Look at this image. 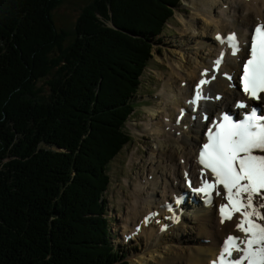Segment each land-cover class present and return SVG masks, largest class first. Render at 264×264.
I'll use <instances>...</instances> for the list:
<instances>
[{"label": "trees", "instance_id": "1", "mask_svg": "<svg viewBox=\"0 0 264 264\" xmlns=\"http://www.w3.org/2000/svg\"><path fill=\"white\" fill-rule=\"evenodd\" d=\"M62 1L0 0V264H79L74 253L82 244L84 264H129L105 240V168L124 145L113 131L136 104L151 38L165 34L179 0H98L66 41L53 94L39 104L33 79L42 75L44 46L57 41L51 12Z\"/></svg>", "mask_w": 264, "mask_h": 264}, {"label": "bare ground", "instance_id": "2", "mask_svg": "<svg viewBox=\"0 0 264 264\" xmlns=\"http://www.w3.org/2000/svg\"><path fill=\"white\" fill-rule=\"evenodd\" d=\"M235 1L237 5H240L239 0ZM220 4L222 5L223 11H228L233 15L226 19L224 26L220 28L219 35H227L234 32L241 36L242 39L246 36L250 37V28L256 25L257 22H264V1L261 3L249 1L248 3H242L237 8H233L234 0H218L217 3H215L214 0H209V2L207 0H196L197 8L194 3L191 4L193 8H196L195 14L191 15L193 18L190 16L188 17L187 21L189 25L181 27L182 30H190V32L192 31L194 33L203 32L202 30L205 29V27L203 24L198 23L200 18L205 19L208 23L212 22L214 26L218 28L221 22ZM206 5L208 6L205 10ZM216 37L217 36L213 37L210 33H207L205 41H199V45L204 43L205 46L199 49L198 53H194L191 58L190 54L179 52L181 55H179L178 58L176 57V60L170 62V70H168V73L165 76H161L163 82L162 86L155 92V97L157 99L152 100L155 101V103L146 106H153V108L148 112L145 107L147 118H143L135 123L137 126L141 124L142 128H137V130L142 132L145 138H152V140H149L150 143L151 141H154L155 143L154 146L151 145L149 158L143 162L139 159L137 162L138 172L141 176L152 167L151 162H153L154 167H152L151 171L146 175V182H143V192L139 193V196L138 193L135 194V199H151V210L154 209L156 211L157 206L164 203L167 196H173L174 193L183 189V170L189 167V169L193 171L197 167L193 158L201 148L202 141L204 140L203 134L208 128L213 126L214 122H218L225 114L230 115L234 120L239 121L244 115L251 111L250 106L247 109V113H245L244 110H241L239 114H236L234 111L228 110L222 115L223 109H226L225 104H227L230 98H243L240 93L237 95L235 94L237 93L236 90L229 88L230 85L239 84L238 71L241 68L240 64L235 65L236 58H232L228 55L226 61L221 65L224 70H219L212 74L210 64L216 60L218 51L220 50V53H223V50L225 49L230 51L224 45L220 44ZM196 43L194 40H188V44L192 45L189 46L190 49H194L198 44ZM246 49V45L241 47V50ZM201 55L207 57V61H199ZM192 61L198 65L195 69H193L194 64H192V66L190 65ZM206 70L209 74L206 76L202 75ZM228 72H230L233 81L223 77L224 75H227ZM163 73V70H161L160 75ZM199 73H201L200 76ZM213 75H215L216 79H211V83L203 85V88L206 86L208 90H221L224 92V96L219 102H207L204 106L206 109H209L207 115L201 116L202 123L200 120H196L197 122H195L193 116L190 114L192 103H190L188 95L195 90V85L199 82L200 78H211ZM182 81H185L186 83L183 87L180 85V82ZM219 92L220 91H216L214 94L217 95ZM261 95V100L264 101V94ZM160 100L164 104L162 109L166 113V116L171 118V120L166 122L162 120L163 127L161 126V121L155 116L158 111H161V107L156 105ZM201 102H204V100ZM219 106L220 110L212 112L213 107ZM153 111L154 113L152 114ZM204 117H207V119H204ZM155 131H158L160 134H158V132L155 134ZM160 138H163L165 143H163ZM159 150L161 152H159ZM159 154L160 157L158 158ZM183 159L185 160L184 163H182ZM118 170L120 174L123 171V169L119 167ZM149 174H152L153 177L149 176ZM198 180L199 178L196 179V181ZM125 181L129 182L127 180ZM140 182V179H138L137 182H134L135 188H139L138 184H140ZM150 184H152V188L149 189ZM106 186L107 184L104 188H106ZM104 188H102L100 193L104 191ZM105 195H108L107 190H105ZM116 197L117 196H115V198ZM105 199L111 198L106 196ZM156 199H158V204ZM173 203L176 205L175 195L173 196ZM214 204L215 203L212 205ZM116 207L117 206L115 205V208ZM116 209L120 214L118 208ZM183 212L185 214L182 223L170 226L169 230L166 232L159 231L162 219L166 218V216H160L159 214L154 216L153 219L158 226L153 224L149 227H143L139 235L146 236L142 240H145L150 244L153 241L157 246H162V244L165 243L164 240L169 236L182 243L191 240L195 243V247H198L197 251H195V256L193 253L194 250H188L187 247H182L177 250L175 246L172 245L168 248L166 253L164 252V259L156 264H186L188 262L190 264H206L211 261L212 257L214 259V256L212 255H214V252L219 248L222 234H219V231L217 230V219L207 213L212 212V209L204 208L200 211L196 210V212H194L196 214L193 215H190L192 212L187 213V210L184 209ZM126 214L122 213L121 216H125ZM128 217H130V214L126 216V219H128ZM188 219H191V221L194 222V225L189 227L191 229V235L187 236L188 231H186L184 234L182 233L183 237L180 238L178 237V231L181 226H185ZM137 222L133 224V229ZM118 235L119 237H123L121 233ZM119 237H117V241H121V238L119 239ZM158 238L162 240V243L157 242ZM206 240H209L210 242L207 243ZM135 247H138V245L134 246L132 249ZM188 251L193 259L188 256ZM116 254L121 262L132 263L133 257L129 258L123 253L117 251Z\"/></svg>", "mask_w": 264, "mask_h": 264}, {"label": "snow or ice", "instance_id": "3", "mask_svg": "<svg viewBox=\"0 0 264 264\" xmlns=\"http://www.w3.org/2000/svg\"><path fill=\"white\" fill-rule=\"evenodd\" d=\"M216 39L233 56L239 54L241 45L236 33L217 35ZM245 45L247 55L241 65L240 88L249 100L259 102L264 94V23L254 27ZM223 60L222 53L214 61L213 72L220 70ZM207 74L206 70L202 75ZM211 79H216L215 75ZM210 82L209 79L199 81L192 104L205 98L202 86ZM237 107L246 109L248 105L240 102ZM198 163L202 166L201 186L194 191L204 194L211 203L213 191L219 195L218 186H222L227 203L219 206L220 222L223 224L239 214L236 229L246 237L229 235L213 264H264V113L254 106L239 121L223 115L207 129ZM205 170L210 171L211 181L205 178ZM188 183L191 186V181ZM234 252L240 255L234 258Z\"/></svg>", "mask_w": 264, "mask_h": 264}, {"label": "rangeland", "instance_id": "4", "mask_svg": "<svg viewBox=\"0 0 264 264\" xmlns=\"http://www.w3.org/2000/svg\"><path fill=\"white\" fill-rule=\"evenodd\" d=\"M97 1L98 0H63L60 4H56L53 6L51 15L52 18L55 21V26L57 27L56 29V34L55 38L57 41L51 43L49 50L47 49V46H44V51L43 54L40 58V65H41V71H43L41 74L42 75H37L35 76V78L33 79V86H32V97L35 98V102L41 104V100H48L52 94V88L54 86V82L52 80H55L58 78V74L61 72L62 68L61 66L63 65V62L65 59H67L68 57V53L65 47V43L66 41H68L71 37V34L75 33L77 24L79 22H81V19L83 17H81L85 12V10L90 9L91 13L93 14L95 11V5L97 6ZM209 1V0H208ZM145 0H142L140 2V5L142 3H145ZM215 3L218 2V0H214ZM195 4L196 6V0H179V3L176 5V7L174 6H170V8L172 9V12H174V17L170 20V24L172 25H168L169 29H170V36H163L162 38H160L158 40V37L155 38L154 36L151 38L152 41L154 42V46H153V51H152V58L147 62V66H144V76L142 77V86L140 89H143V91L141 92L138 91L136 100L137 101H144L147 98V101H149V103L146 104H142V115L138 116L137 115V111L141 108H136V114L134 115V117L132 118V120L130 121V127H128L129 130H131L133 132V141L132 144L130 145V149L129 150H133V156L131 161L129 162L131 164V167L129 164H127V168H126V174L124 176V178H127L129 181L131 179V177L134 175L135 173V160L138 162V160L140 159L141 154L143 153V149H144V145L147 142V147L149 149H151V145L154 146V141H151V143L149 142V140H152V138H145V136H143L142 132H139V130H137V128H142V125L139 124L138 126L135 124L137 123L139 120L141 119H146L147 115H146V111H145V107L149 104H153L155 103V101H152L153 99H157L155 96V92L157 91V85H159V83L162 82L161 76H165L168 73V70H170V67H168V65H170L171 61H174L178 58L179 55H181L179 52L182 53H187L190 54V58L193 56L194 53H198L199 49L203 48L205 45L200 44L199 45V41L203 40L205 41V36L207 33L210 32V29H204L202 30L203 32H197V33H192L190 34L189 31H184L182 30L181 27L183 26H188V17L190 16L191 18H193L191 15L195 14V10L197 8H193L191 6V4ZM234 5H236V1L234 0ZM167 6V5H166ZM210 6V3H209ZM191 7V8H190ZM206 10V7H205ZM220 15L223 18H227V16L229 15L228 11H223L222 9V5L220 4ZM98 17L100 19H102V17L100 15H98ZM190 19V18H189ZM103 21H105V19H102ZM183 21V22H182ZM180 22V23H179ZM199 24H206L207 25V21L203 18L199 19ZM106 24L109 27H114L113 21L111 19L106 20ZM122 32V29H118L115 34L118 36L119 33ZM192 32V31H191ZM202 33V34H201ZM195 39H193V38ZM188 40H194L195 43L197 41V46L194 49H190L189 46H192L190 44H188ZM121 43L119 45L116 46L115 49H117V47H120ZM59 51V53L56 54V51ZM125 53V52H124ZM175 56V57H174ZM177 57V58H176ZM199 61L205 62L207 61V57H205L204 55H201ZM127 60V59H126ZM129 61V60H127ZM195 61V60H194ZM192 61L191 62V66L193 65V69H195L198 65L195 64V62ZM198 63V62H196ZM142 64V63H141ZM158 65V66H156ZM143 66V64H142ZM142 66H140L139 68L142 69ZM116 70V68H115ZM161 70H163V74L160 75ZM145 82V83H143ZM31 83V82H30ZM30 83H28L27 85H30ZM143 85L145 86V88H143ZM146 89V90H144ZM147 89H153V92L150 93L147 92ZM97 90H99V85L96 86V88L90 89V93L88 98V101H92L93 100V96L94 93H92L93 91L97 92ZM101 99V98H100ZM87 102V100L85 101ZM136 102V101H135ZM99 102H98V106H99ZM153 108V106H148L146 107V109L148 110V112H150V110ZM115 111V110H113ZM86 113V111L84 112ZM87 115H89L88 113H86ZM130 114V112H129ZM91 118L88 120V122H91L93 120L92 115H90ZM113 116V115H112ZM96 124V123H95ZM123 125V124H122ZM118 127L113 131L114 133V137L116 138L117 136L119 137V135H121L122 141L121 144L126 145L127 142L125 141V139L123 138V135L125 137V134L123 133V130L121 128V123L119 125H117ZM135 128V131H134ZM42 146L45 149H50L52 151H62L65 154H70L72 155L70 152V148L66 149H59L57 146L55 145H47V144H42ZM123 146V145H122ZM127 150V149H125ZM83 154H85V150H83ZM16 152V150H15ZM93 152V150H92ZM91 152V153H92ZM75 153H73L74 156ZM114 154H116V152H114ZM94 155V153H93ZM92 155V156H93ZM72 156V157H73ZM83 160L85 161V157L83 158ZM86 163V162H85ZM85 163L81 161L77 162V164H81L82 166L85 165ZM134 163V164H133ZM113 160H110L106 163V171H111V177L113 179V175L115 176H121L120 173L118 174V171H116L117 167L116 164ZM118 166L119 168H122L124 170L125 164L124 162L121 160L118 162ZM79 173V170H77L73 175L76 176ZM116 177V178H117ZM123 182V185L125 184V179H123L121 181V183ZM120 183V184H121ZM121 187L123 186H118V189L120 191H118V196L116 199H113L114 202L118 203L119 206H121L120 208L122 209V211L120 212V214L117 212V210H113V213H111V222L108 221L107 219V223H106V228H104V233H105V240L106 241H110V237H112V234L117 233V228L121 231H124V228H128L127 226L129 225H133V219L132 221L128 222L126 220V216H121L122 213L126 214L129 211V206L127 204H125L123 202V200L121 199V195L124 194L123 190H121ZM111 193H109L106 196L110 197ZM80 196H82V199H84V195L82 193H80ZM105 202V201H104ZM114 207V205L112 206ZM124 207V208H122ZM119 221V222H118ZM108 237V238H107ZM119 237L118 233L117 235L114 236V238ZM121 237H119L120 239ZM116 240V239H115ZM158 243H162V240L160 238L157 239ZM116 245H118V247H121L124 243L121 239V241H117L115 242ZM155 245V243L152 241L151 244ZM198 247L194 248V256H195V251H197ZM84 250H85V245H80L78 247V250L74 253V257H76V262L79 264H84V262H82V260H80V257L83 256L84 254ZM168 251V249L165 251V253ZM188 256L190 258H192L190 256L189 251L187 252ZM136 255H138V257L136 258H132V263L131 264H150L152 262V264H156L159 261H161L160 257H158L156 254H152V253H148L147 249H140V252L137 253ZM164 255V253L160 254ZM193 256V257H194ZM132 256L129 255V258H131ZM146 259H145V258ZM158 259V260H157ZM193 259V258H192ZM156 261L153 262V261ZM186 264H190L189 262Z\"/></svg>", "mask_w": 264, "mask_h": 264}]
</instances>
